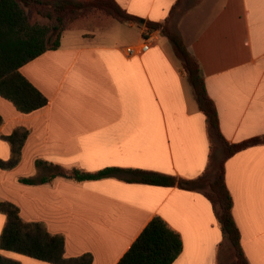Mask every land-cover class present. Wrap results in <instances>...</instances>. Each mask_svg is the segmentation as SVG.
I'll return each instance as SVG.
<instances>
[{"label": "crops", "instance_id": "obj_1", "mask_svg": "<svg viewBox=\"0 0 264 264\" xmlns=\"http://www.w3.org/2000/svg\"><path fill=\"white\" fill-rule=\"evenodd\" d=\"M116 1L143 20L128 24L133 38L111 43L67 31L58 50L21 68L49 100L47 107L23 114L0 96V159L12 156L1 136L29 130L20 164L0 169V200L17 205L25 222L64 236L68 258L91 254L93 264H118L161 217L183 241L174 264H224L230 247L221 246L223 232L204 192L122 178L20 182L45 175L37 161L88 173L141 169L185 179L215 172L221 150L214 157L206 116L171 42L149 32L148 21L168 22L183 37L228 142L264 136V0ZM146 42L148 51L129 55L128 48ZM225 169L243 250L250 264H264V145L236 154ZM6 223L0 213V239ZM0 254L21 264H51L1 249Z\"/></svg>", "mask_w": 264, "mask_h": 264}, {"label": "trees", "instance_id": "obj_2", "mask_svg": "<svg viewBox=\"0 0 264 264\" xmlns=\"http://www.w3.org/2000/svg\"><path fill=\"white\" fill-rule=\"evenodd\" d=\"M34 9L48 24L32 23L27 9ZM93 11L105 12L124 24H141L143 20L133 16L116 0H0V96L11 102L19 112L32 114L47 107L49 100L22 74L21 68L49 51L58 50L63 35L81 16ZM149 32H159L169 39L177 58L181 61L188 82L193 88L200 110L206 116L211 151L215 142L223 146L225 158L218 174L207 170L196 179L179 178L141 169L107 168L96 173L79 169L64 170L60 166L37 161V168H44L50 175L22 178L25 185H45L57 178L77 182L122 178L128 183L204 192L215 208L221 226L224 243L235 252L232 264H250L242 246V236L234 216V199L226 182V162L236 154L264 145V136L242 143L228 142L221 131L217 107L210 98L200 65L188 50L183 37L170 28L168 22L148 21ZM4 119L0 115V127ZM29 136L26 128H17L11 135H2L12 148L8 161L0 159L1 170H13L21 162L22 149ZM213 157V156H212ZM207 188L210 190L207 191ZM0 213L7 216V223L0 239V249L14 252L51 264H93V256L85 254L68 258L65 238L51 234L42 223H28L21 217L17 205L0 200ZM183 252L181 235L161 217L154 218L138 237L118 264H174ZM0 264H21L0 254Z\"/></svg>", "mask_w": 264, "mask_h": 264}, {"label": "rangeland", "instance_id": "obj_3", "mask_svg": "<svg viewBox=\"0 0 264 264\" xmlns=\"http://www.w3.org/2000/svg\"><path fill=\"white\" fill-rule=\"evenodd\" d=\"M28 15L30 17V20L32 23H39V24H48V20L40 17L37 15L36 11L34 9H27ZM170 28L175 31L171 26ZM79 32L81 34H89V35H99L100 41L103 42H118L122 41L124 39H131L135 35L133 32H131L128 29V24L121 23L114 17L108 15L105 12H100V11H93L91 14L86 15V16H81L77 21L71 24L70 28L68 29V32ZM104 36V37H100ZM103 38V39H102ZM107 45V44H106ZM215 150H221L218 154V159H216V151H215V172H213V175L218 174L220 171V166L223 163V160L225 158V152L223 149V146L215 142ZM213 151V152H214ZM51 172L47 169H45V175H50ZM210 189L207 188V191ZM230 248H228L227 251L222 255L225 259L223 262L224 264H232L235 261V252L233 247L229 244L228 245Z\"/></svg>", "mask_w": 264, "mask_h": 264}, {"label": "built area", "instance_id": "obj_4", "mask_svg": "<svg viewBox=\"0 0 264 264\" xmlns=\"http://www.w3.org/2000/svg\"><path fill=\"white\" fill-rule=\"evenodd\" d=\"M151 47V44L149 42H146V44L142 45L139 48H128L129 55H139L146 51H148Z\"/></svg>", "mask_w": 264, "mask_h": 264}]
</instances>
